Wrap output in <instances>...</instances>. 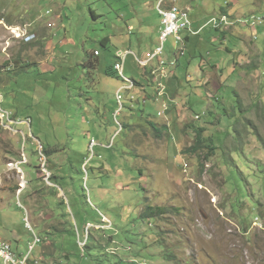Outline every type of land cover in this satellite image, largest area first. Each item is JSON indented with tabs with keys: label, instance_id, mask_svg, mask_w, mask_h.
I'll use <instances>...</instances> for the list:
<instances>
[{
	"label": "rangeland",
	"instance_id": "1",
	"mask_svg": "<svg viewBox=\"0 0 264 264\" xmlns=\"http://www.w3.org/2000/svg\"><path fill=\"white\" fill-rule=\"evenodd\" d=\"M238 1L177 0L205 25L204 40L242 36L196 57L184 31L143 67L135 56L160 46L166 0H0V110L16 116L0 115V240L18 257L34 232L30 264H264V26L255 38L236 22L208 25L222 9L264 14V0ZM30 29L38 37L25 41ZM118 52L129 53L125 76L137 83L115 119ZM218 55L217 93L201 66ZM160 59L167 72L156 71ZM199 129L217 147L209 158L187 152ZM148 207L162 212L144 220Z\"/></svg>",
	"mask_w": 264,
	"mask_h": 264
},
{
	"label": "built area",
	"instance_id": "2",
	"mask_svg": "<svg viewBox=\"0 0 264 264\" xmlns=\"http://www.w3.org/2000/svg\"><path fill=\"white\" fill-rule=\"evenodd\" d=\"M158 12L160 16L162 17V30L160 33V46L150 53L148 55V58L143 60L140 59L137 55L136 61L143 67H149L154 63V56L155 55H164L165 54V48L166 43L170 37H174L176 40V43L180 45L181 36L183 35L184 31H188L189 35L197 36L200 34V31H196L194 29V23L189 19L188 14L183 12L178 6H177V0H166V7L163 9H158ZM226 22H236L241 24V26H245L248 28H251L252 30H256L258 27L264 26V14L263 15H251L248 18H238L233 19L227 14H221L220 16L213 17L210 19L208 25H211L213 29L220 23H226ZM130 52V51H127ZM129 53L125 52H118L117 53V63L114 67V70L118 73L119 77L123 80L124 86L123 89L119 90L117 92V101L120 105V109L115 114V119H118L119 115H121L124 111V104L122 103V100L124 99L123 93L125 91H130L131 87L136 86V82L134 80H131L125 76V67H126V60L129 57ZM181 54V51H180ZM100 53L96 52V56H99ZM182 55V54H181ZM158 64H164L165 63H158ZM175 66L174 63L171 64V67ZM165 72H167L165 70ZM126 83V84H125ZM159 92L157 100L160 101V98H164L166 95V87L164 84L159 85ZM135 97L132 96L131 100H134ZM2 106V102H1ZM166 110L168 109L167 105H164ZM163 113H159L158 116H162ZM165 115V113H164ZM5 116L8 117H16L15 115L6 112ZM29 119H27L28 122ZM19 122V118H18ZM118 124H121L117 121ZM26 126V125H23ZM95 146V143L91 142L90 148L93 149ZM40 158H43V155L40 156ZM34 246L29 247V253L24 256L23 258H20L15 253L13 247L9 243H5L0 240V257L4 259L5 264H30L32 263V252L35 250V247L41 243V239L39 236H37L34 232Z\"/></svg>",
	"mask_w": 264,
	"mask_h": 264
},
{
	"label": "crops",
	"instance_id": "3",
	"mask_svg": "<svg viewBox=\"0 0 264 264\" xmlns=\"http://www.w3.org/2000/svg\"><path fill=\"white\" fill-rule=\"evenodd\" d=\"M235 3H238L239 1L238 0H233ZM233 3V2H232ZM230 4H231V2H230ZM229 4V5H230ZM228 5V6H229ZM227 11V14L228 15H230V11L227 9L226 10ZM231 16V15H230ZM232 17V16H231ZM237 17H239V15L237 14ZM235 19H238V18H235ZM12 27H14L15 29H22V28H24V27H26V26H12ZM242 27H245V26H242ZM130 29H132V28H130ZM194 29L196 30V31H200L201 29V32H200V34L199 35H197V36H192V35H189L188 36V38L187 39H185V45H186V47H189V45L191 44V43H196V45H195V49H196V51L194 52V54L196 55V57H197V53H199L200 52V50L204 53V54H206L207 53V55H212L211 53H210V50H209V47H210V44H220L221 46H223L227 41H228V39H227V37L230 35V34H233V36H235V37H237V36H239V37H241L242 35V33H243V29H239V30H236V29H232V30H229V31H225V30H223V31H220L219 33H217L218 34V36L219 37H212L211 36V34H205V40H204V37H203V34H204V32L206 31V27H205V25L204 24H200V22L198 21L197 23H196V26L194 27ZM250 29V31H251V33H252V37H254L255 36V38L258 36V34H256V30L255 31H253L251 28H249ZM25 30V29H24ZM161 30H162V25H161V28H160V33H161ZM30 35H26V39H25V41H32V37L35 35V36H37L38 37V33L37 32H32V30L30 29ZM39 32V31H38ZM229 32H231V33H229ZM14 33V32H13ZM23 35H25V34H23ZM160 35V34H159ZM192 37H195L196 39L195 40H192ZM198 38L200 39L199 41H198ZM243 38L245 39V42L246 43H250V44H253V42H248L247 41V39L243 36ZM159 40H160V38H159ZM199 42H201V43H199ZM202 42H204L205 44H202ZM246 43H243L244 45H247ZM202 45H203V47H202ZM67 46V45H66ZM65 46V47H66ZM65 47H63V48H65ZM255 49H256V47H253V46H251V51H255ZM51 49H46V46H45V49H44V51H45V53H46V56H45V58L43 59V60H41L38 64H37V68L39 67L40 69H42L43 67H45L46 65H48L47 64V61H48V59H49V56H50V54H48L47 52L48 51H50ZM226 50L227 51H230V49L229 48H226ZM55 51V49H52V52H54ZM209 51V52H208ZM222 51V50H221ZM219 52H220V49H219ZM180 53L179 54H176V56L177 57H180ZM185 55V53L184 54H182L181 56H184ZM140 59H143V60H145L144 59V56H145V54H144V52L142 53V54H140L139 53V55H137ZM187 56V55H186ZM102 57H103V55H99V56H95V60H96V62L98 63V64H100V61H101V59H102ZM204 56H202V58H203ZM92 60H93V57L91 58ZM204 60V62H203V64H202V66H201V68H202V71H203V74H204V79H205V85L207 86V88L208 89H211V90H213V91H215V92H220V91H222L223 90V83H222V81L219 79V76H220V78L222 77V74L221 73H223L224 74V70H225V67H224V63L222 62V60H221V55H218V56H216L215 57V59L214 60H211L210 61V63L209 64H205V62H206V60H205V58L203 59ZM116 64V63H115ZM191 64V62H190V60L189 61H187V63L186 64H184L183 66H185V67H189V65ZM246 64H248V65H251L252 66V62L251 63H246ZM52 69V71H54V68H51ZM151 69H153V68H151ZM174 75V74H173ZM176 76V75H175ZM242 92H244V91H242ZM175 94V93H174ZM244 97V96H243ZM242 98V97H241Z\"/></svg>",
	"mask_w": 264,
	"mask_h": 264
},
{
	"label": "trees",
	"instance_id": "4",
	"mask_svg": "<svg viewBox=\"0 0 264 264\" xmlns=\"http://www.w3.org/2000/svg\"><path fill=\"white\" fill-rule=\"evenodd\" d=\"M222 14H227V11L225 9H222L221 10ZM228 15V14H227ZM230 16V15H229ZM231 17V16H230ZM232 18V17H231ZM108 42L105 41L104 42V46L105 48H107V45L106 43ZM98 52V51H97ZM115 67V66H114ZM137 83V82H136ZM152 126L154 127V129L160 134L161 131L156 127V125L152 124ZM0 128H1V124H0ZM206 150V152L208 151V154H207V158H209V156H212L216 150H217V147L215 146V143H214V140L213 138H210V137H205L203 136V131L201 129H199L197 131V136H196V142L195 144L189 148L187 150L188 154H192V155H196L198 154L200 151L202 150ZM43 152H44V148H43ZM46 154L48 156H51L52 153H49V151L47 152L46 151ZM43 155L45 156V154L43 153ZM159 212H162L161 210H159L158 208H152V207H148L142 214H141V217L142 219H151L156 215H158Z\"/></svg>",
	"mask_w": 264,
	"mask_h": 264
},
{
	"label": "bare ground",
	"instance_id": "5",
	"mask_svg": "<svg viewBox=\"0 0 264 264\" xmlns=\"http://www.w3.org/2000/svg\"><path fill=\"white\" fill-rule=\"evenodd\" d=\"M221 24H219V25H217L216 26V28H219V26H220ZM18 37H21V36H18ZM183 41V39H182V37H181V41L180 42H182ZM185 53V51L184 50H181V54H184ZM160 56H162V55H155L154 56V60H156V59H159L160 58ZM160 61V63H165V60H163V59H160L159 60ZM162 65H164V64H160L159 66H160V70L159 69H156V71L157 72H160V73H164L165 72V70H164V67H162ZM160 84V83H159ZM136 88V86L135 87H131L130 88V90H133V89H135ZM0 115H1V117H2V121H8V122H11V123H14V120H12L10 117H8V116H5V112H3L2 110H0ZM199 117H197V119H198ZM13 121V122H12ZM14 126V125H13ZM43 157H44V155H43ZM42 161V160H41ZM43 164L45 163V159H43ZM216 200V199H215Z\"/></svg>",
	"mask_w": 264,
	"mask_h": 264
}]
</instances>
